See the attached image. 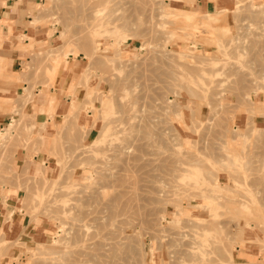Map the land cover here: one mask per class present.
<instances>
[{
	"label": "rangeland",
	"instance_id": "rangeland-1",
	"mask_svg": "<svg viewBox=\"0 0 264 264\" xmlns=\"http://www.w3.org/2000/svg\"><path fill=\"white\" fill-rule=\"evenodd\" d=\"M195 1L31 6L41 38L18 47L15 77L30 89L0 99L16 115L0 130V206L42 236L0 229V264H264V0L173 7ZM74 65L82 96L44 133L25 106Z\"/></svg>",
	"mask_w": 264,
	"mask_h": 264
},
{
	"label": "crops",
	"instance_id": "crops-1",
	"mask_svg": "<svg viewBox=\"0 0 264 264\" xmlns=\"http://www.w3.org/2000/svg\"><path fill=\"white\" fill-rule=\"evenodd\" d=\"M39 1L42 0H6L5 5L0 7V34L2 35L0 37L3 39L1 51L5 58L4 63L0 64V73L6 71L7 83L11 85L9 90H5L7 91L5 94H0V99L17 100L19 93L24 96L26 91L30 89L26 86V83L15 79L17 75L21 74L18 67H22L24 59H29L28 49L24 51V49L18 47L21 45L27 47L32 42L39 43L41 37L37 30L31 28L30 23L32 22L28 15L31 6L39 5ZM215 1L216 3L209 0H196L191 6H186L185 9L183 4L174 3L173 7L178 11L191 13L194 16L204 15L205 12L210 10L221 12L224 9L233 11L236 8V0ZM83 74L84 72H82L79 65H74L71 70L60 68L51 87L45 91L43 87H38L32 101L25 106L27 116L32 117V121L35 122L36 126H41L44 133L54 134L52 123L61 122L59 119L67 116L73 103H77L82 96L83 89L79 86V81ZM12 110V103L0 101V130L3 129L4 125H8V122L11 121L12 123V120L16 117ZM208 117L209 112L206 108H203L200 111L201 121H208ZM243 120V117L236 115L233 123L243 126ZM80 121L86 123L87 116L83 117L82 114ZM27 154V152L22 151L21 156L23 159H17L18 164L25 166L29 163ZM7 205L8 208L13 207L11 203ZM8 208L3 205L0 206V229H2L5 238L8 237L10 238L9 241L13 242L16 239L26 240L29 238L33 240L42 236L41 228L36 229L34 225L31 226L27 223L23 225V219L15 218L14 213L11 212L12 216L8 219Z\"/></svg>",
	"mask_w": 264,
	"mask_h": 264
},
{
	"label": "bare ground",
	"instance_id": "bare-ground-1",
	"mask_svg": "<svg viewBox=\"0 0 264 264\" xmlns=\"http://www.w3.org/2000/svg\"><path fill=\"white\" fill-rule=\"evenodd\" d=\"M212 20H214L215 18H211ZM56 56H58V54L56 55ZM58 59V58H57ZM9 127H12L13 126V124H9L8 125ZM6 135H7V131L4 129V132H0V139H3V138H6ZM212 174V173H211ZM212 204V203H211Z\"/></svg>",
	"mask_w": 264,
	"mask_h": 264
}]
</instances>
